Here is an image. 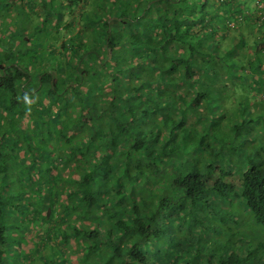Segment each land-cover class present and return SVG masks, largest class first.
Instances as JSON below:
<instances>
[{
    "label": "trees",
    "instance_id": "obj_1",
    "mask_svg": "<svg viewBox=\"0 0 264 264\" xmlns=\"http://www.w3.org/2000/svg\"><path fill=\"white\" fill-rule=\"evenodd\" d=\"M240 1L211 0L234 13L224 33L197 0H133L118 14V0L90 13L62 0L85 39L41 52L24 30L0 38V64H18L0 68V264L17 242L53 252L61 229L63 264H264V154H242L243 126L217 117L229 91L264 94V0L245 15ZM56 2V19L31 16L46 42L64 20ZM245 27L240 45L245 31H230Z\"/></svg>",
    "mask_w": 264,
    "mask_h": 264
},
{
    "label": "rangeland",
    "instance_id": "obj_2",
    "mask_svg": "<svg viewBox=\"0 0 264 264\" xmlns=\"http://www.w3.org/2000/svg\"><path fill=\"white\" fill-rule=\"evenodd\" d=\"M27 2H33V1H37V0H26ZM48 1V0H45ZM58 1H62V0H57L56 5L57 8L59 7L60 9H57L58 11L61 12L64 20L62 23V27L60 28H55L50 30L47 34L49 37H58L59 39L57 42H46V39L44 37H46V35H44L43 32H40L38 29V21H36L34 18H32L30 15H28L29 13L27 12L26 8L24 13H22V17L24 19V25H21V27L19 26V23L17 21H9L11 28H9V36L11 33V29H13L17 34L19 31H22V29L24 30V32L26 33V38L31 37L32 34H34L33 36V40L32 42L35 44L37 43V45H39L40 47V51L43 52L45 49L48 48H53V44L56 45L57 47H59L58 49H60V51L62 50L60 47L62 44V40L64 39H69L70 37L73 36H78L77 34H79L81 36V38L87 37L86 36V32L89 31V28H86L85 25V21L83 19V15L81 14V18L80 21L78 20H74L75 18H78L80 16V9L79 7H72V8H68L66 9L65 7L59 6ZM89 2V6H88V12H94V8L93 5L95 3H97V0H87ZM100 1V0H99ZM106 0H103V2H105ZM138 1V0H137ZM208 1V2H206ZM214 1V0H213ZM2 2L7 3V8H9L10 6L13 7V1L12 0H0V15L3 14L5 7H3L1 4ZM44 2V1H42ZM132 2L133 0H118V4H116L115 8H114V13L118 14L121 10L122 7H120L121 5L123 7H129L128 9L130 10V7L132 6ZM246 2V3H245ZM256 0H242V2L240 1L239 3L243 4H247V8H244L241 10L242 14H249L251 12H249V10L251 9V11L256 7ZM197 3L199 5V8L202 9H206L207 13L209 12V15H211V17L214 20V24H212L214 26H220L221 29H218V32L224 33V32H228L229 30H227V26H226V22L227 20H234V13H232L231 16V6L228 3H224L220 5V10L218 9H214L211 7V0H197ZM50 4H53V2H51ZM64 4H66V1H64ZM68 4V3H67ZM47 5V4H45ZM96 5V4H95ZM107 6V4H104ZM120 5V6H119ZM50 8L52 11V20L55 18L56 19V10L55 7H52V5L50 6H45L43 8V6L40 4L36 7V10H34L32 13L33 14H38L41 16H44L47 13V8ZM108 7V6H107ZM2 8V9H1ZM30 8V7H28ZM120 9V10H119ZM203 9V10H204ZM7 10V9H6ZM9 10V9H8ZM16 10V8H15ZM46 12V13H45ZM198 13V11H197ZM199 19H203L200 14L198 13ZM58 20V19H57ZM74 20V21H73ZM202 21V20H201ZM62 21H60L61 23ZM59 23V21H58ZM69 24V26H68ZM201 24L204 25L203 22H201ZM66 25V26H65ZM8 25L6 23V26L3 28H0L1 30H3L4 28H6ZM211 27V25H209ZM46 26L43 25L41 26L42 29H44ZM22 28V29H21ZM252 33L255 32V36L254 37H258V28L256 27H251L250 28ZM241 31H245L244 37L241 39L238 38L237 41L240 45H245L248 44L246 42V38H247V32L249 31V28L245 27L244 30H240L238 31L237 29L231 30L230 33L238 35V33H241ZM34 32V33H33ZM263 32V31H261ZM1 33V32H0ZM3 37L0 34V38ZM5 38V37H3ZM219 38V37H218ZM78 39V38H76ZM79 40V39H78ZM77 40V41H78ZM200 40H202L203 42H206L210 45L208 50L211 49L214 50L215 45L214 43L216 42V36L208 34L206 35V37L201 38ZM206 40V41H205ZM11 43L7 42L5 43L6 46H8V44ZM219 47V45H217ZM217 47V48H218ZM60 58L63 59V55L60 54ZM37 63H39V61H37ZM229 94L231 97H227L226 99L228 100V102H223L222 105L223 107L225 106V108H227L230 106L231 108H227L229 115L226 116L225 118V114L224 113H219L218 114V120L222 122H226L228 121V119L231 118H237L236 121L239 122V124H241L243 126L240 127L241 130V139H239V141H241V146H243V150L242 154H245L246 156L250 153H255L257 156H260L262 154H264V108L263 109H259L260 105H264V94H259L256 93L255 95L252 94H246L245 96H240L237 94V92H233V91H229ZM220 100V99H219ZM31 101V100H30ZM222 102V101H221ZM228 116H232V117H228ZM239 119V120H238ZM224 120V121H223ZM31 126L30 123L28 122H23V127L29 128ZM47 131L49 130V128L46 129ZM239 130V131H240ZM243 130V131H242ZM57 152V159H59L60 162V158L59 155H65L63 148H58L56 150ZM62 153V154H61ZM23 156V154H21ZM63 162V161H62ZM43 165H46L43 164ZM59 168L60 170H58V173H61V171L63 172L64 169H67L65 167V164H59ZM61 168L63 170H61ZM56 173V171H55ZM64 176L66 177V183L71 185H74V181L70 179V177H72L71 174V170L70 168H68L67 173L64 174ZM227 181H231V176H227ZM50 212V211H49ZM35 233L32 234L31 238L36 236L37 232H33ZM54 234L57 233V230H54L53 232ZM62 234L64 235L63 230L61 229L60 233H59V238L58 240H61L62 243H58L56 244V247L54 248L53 252L47 253L44 249L41 250L40 252L37 251V249H35L33 252L31 250V248H28L27 251L25 248H18V242L17 243H13L11 244V247L13 248V251L15 253H12V255L10 257L4 258L5 260V264H34L32 260H30V255H39L42 259L40 260V262L36 261V264H63L62 260H57L55 259V255H57L58 257L60 256V253H62V246H63V242L64 240L62 239ZM44 240H41L40 242L36 243H42L43 244ZM35 246V245H32ZM43 248H45V246H42ZM21 249V252H20ZM27 252V254H26ZM26 254V255H25ZM52 255V258H51ZM75 264V263H74Z\"/></svg>",
    "mask_w": 264,
    "mask_h": 264
},
{
    "label": "flooded vegetation",
    "instance_id": "obj_3",
    "mask_svg": "<svg viewBox=\"0 0 264 264\" xmlns=\"http://www.w3.org/2000/svg\"><path fill=\"white\" fill-rule=\"evenodd\" d=\"M5 1H7V0H5ZM13 1V7H9V8H7V3H3L2 2V6L3 7H5V9H4V12H3V14L2 15H0V28H3V27H5V26H2L3 24H2V22L4 21V20H9V21H17L18 23H19V26L21 27V25H24V19H23V17L21 16L22 15V13H23V7H24V4H25V2H27L26 0H12ZM41 1H44V2H41V5L43 6V8L45 7V6H47V5H45V4H47V3H50V1L51 0H48V1H45V0H41ZM28 3H30V2H27L26 4L28 5ZM15 8H16V10H15ZM47 8V7H46ZM2 9V8H1ZM7 9V10H6ZM9 9V10H8ZM48 9V8H47ZM27 12L30 14V16H33L34 14L32 13L33 11H30V10H27ZM46 13V12H45ZM7 25H8V22H7ZM9 28H11V25L9 26ZM9 28H4L3 30H1L0 29V34H1V36H3V37H5V36H8L9 35ZM23 30V29H22ZM12 32H14V30L13 29H11V33ZM34 33V32H33ZM19 47L20 46H18V45H15V46H13L12 48H13V51L14 50H16V49H19ZM9 52V48L7 47V46H4V47H2L1 49H0V53H6V52ZM11 65H15L16 67H18V64H17V62H14V63H11ZM11 65H7V64H4V63H1L0 64V68L1 69H5L6 67L7 68H9L8 66H11ZM21 67H19V69H20ZM6 70H4L3 72H5ZM3 72L0 70V77H2L3 76ZM51 73H52V71H50Z\"/></svg>",
    "mask_w": 264,
    "mask_h": 264
}]
</instances>
